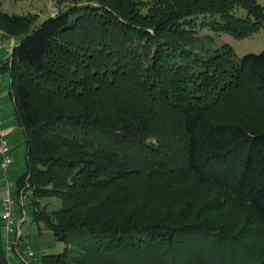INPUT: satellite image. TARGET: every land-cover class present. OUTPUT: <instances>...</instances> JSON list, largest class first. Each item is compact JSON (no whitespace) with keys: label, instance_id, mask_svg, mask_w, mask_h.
<instances>
[{"label":"trees","instance_id":"1","mask_svg":"<svg viewBox=\"0 0 264 264\" xmlns=\"http://www.w3.org/2000/svg\"><path fill=\"white\" fill-rule=\"evenodd\" d=\"M35 18L0 4V30L18 40L0 64L26 148L15 194L64 245L41 264H264V249L244 240L264 238V125L239 108L264 115V49L239 58L227 44L208 56L190 47L198 30L250 37L264 28L261 5L71 0ZM196 188L244 206L236 234L98 211L178 189L183 218ZM0 219V264H9Z\"/></svg>","mask_w":264,"mask_h":264},{"label":"rangeland","instance_id":"2","mask_svg":"<svg viewBox=\"0 0 264 264\" xmlns=\"http://www.w3.org/2000/svg\"><path fill=\"white\" fill-rule=\"evenodd\" d=\"M256 1L264 10V0ZM70 3L71 0H0L2 12L10 15H23L28 18L35 16V23H39L43 19L53 16L57 12L68 7ZM197 34L202 37V40L190 45V47L202 56H208L213 49L223 44L232 47L235 55L239 58L246 54H259L264 49V28L258 30L250 37L245 38H234L225 33L216 34L208 30H198ZM206 35H208V38H204ZM13 41L17 42L18 40L5 35L4 32L0 30V63L9 59ZM0 78V111L2 120L5 121L6 127H15L14 132L8 137V142L13 150L14 162L5 172L0 169V203L7 197V192H9L10 197L17 202L14 209L15 223L16 226L19 227V234L22 238L17 251L26 258L27 247L32 253L29 264H41L43 255L61 253L64 249V245L54 238L52 232L46 229L43 223L33 220L32 207L27 198L21 201V198L15 194L16 181L25 172L26 148L24 145L23 133L14 122L13 107L9 99L10 76L8 69L3 71L0 70ZM246 105L247 103L244 102L245 107ZM245 107L240 106L239 108L240 111L244 113V116H246V119H255L258 120L260 124L264 125L263 114L257 117L252 108L245 109ZM6 182H11V185L7 187ZM177 190L178 189L165 190L157 194L152 191L155 195H153L154 197L152 196L153 198L149 196L150 200L147 201L148 205L146 206H142L143 199H140V196H138L140 192H138L137 194L135 193L134 200H132V197H123L124 201L121 202L123 204L120 203L121 205L115 210L106 208L98 211L104 212L105 210L106 216L114 222L125 221L129 215L154 223L163 221L164 224L169 226L199 222L215 223L217 224L216 226H222L224 229L232 232V234H236L240 229L245 208L243 205L233 202L222 189L196 188L192 190L195 192L193 196L192 213L183 218L179 217V214H177L180 204L179 200H181V197L175 194ZM196 196H198V198ZM212 200H217L221 207L214 209L212 207ZM262 236L263 235L254 234L249 237L246 235L244 240L248 242L251 247L254 246L255 248L264 249V238ZM25 241H27L26 244ZM8 258L9 264H21L17 254H11Z\"/></svg>","mask_w":264,"mask_h":264},{"label":"built area","instance_id":"3","mask_svg":"<svg viewBox=\"0 0 264 264\" xmlns=\"http://www.w3.org/2000/svg\"><path fill=\"white\" fill-rule=\"evenodd\" d=\"M1 81V78H0ZM13 163L12 151L10 149L7 140V128L5 127V122L0 116V169L6 171ZM7 187L11 183L6 184ZM23 198L21 197V201ZM15 206L16 202L10 197L9 192H7V197H5L1 202V217H2V230H3V241L4 248L7 257L11 254H17L20 259L21 264H29L32 258V253L26 247V258L22 254L18 253V245L22 241L21 235L19 234V227L15 223ZM27 241H25V244Z\"/></svg>","mask_w":264,"mask_h":264},{"label":"crops","instance_id":"4","mask_svg":"<svg viewBox=\"0 0 264 264\" xmlns=\"http://www.w3.org/2000/svg\"><path fill=\"white\" fill-rule=\"evenodd\" d=\"M0 64H2V63H0ZM6 124V123H5ZM7 128V138L9 137V135H11L13 132H14V130H15V127H11V126H9V127H6ZM11 151H12V157H13V150H12V148H11ZM13 162H14V160H13ZM13 164V163H12Z\"/></svg>","mask_w":264,"mask_h":264}]
</instances>
